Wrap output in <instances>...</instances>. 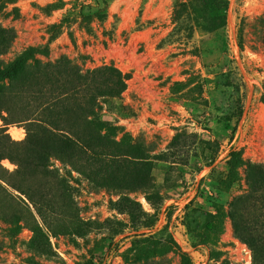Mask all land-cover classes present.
<instances>
[{
	"label": "rangeland",
	"instance_id": "obj_1",
	"mask_svg": "<svg viewBox=\"0 0 264 264\" xmlns=\"http://www.w3.org/2000/svg\"><path fill=\"white\" fill-rule=\"evenodd\" d=\"M0 23L6 61L36 48L128 82L102 102L111 155L7 147L0 264H264V0H0ZM5 117L0 142L24 140Z\"/></svg>",
	"mask_w": 264,
	"mask_h": 264
},
{
	"label": "trees",
	"instance_id": "obj_2",
	"mask_svg": "<svg viewBox=\"0 0 264 264\" xmlns=\"http://www.w3.org/2000/svg\"><path fill=\"white\" fill-rule=\"evenodd\" d=\"M14 38L13 29L0 23V116L6 112L11 122L25 123L27 135L22 141L8 137L0 142L6 144L0 148L1 190H6L4 183L13 184L8 176L11 172L1 163L4 158H12L7 148L10 146L27 147L41 158L57 156L75 166L88 154L100 159L111 155L103 144L107 134L102 130L111 126L103 119L106 114H102V102L121 97L128 85L126 74L115 65L84 70L64 56L42 61L35 57L36 48L6 61L2 56ZM42 51L49 55L48 49ZM101 121L105 122L103 129L94 126ZM6 130V126L0 127L4 137L8 136ZM31 157H23L19 165H44Z\"/></svg>",
	"mask_w": 264,
	"mask_h": 264
},
{
	"label": "bare ground",
	"instance_id": "obj_3",
	"mask_svg": "<svg viewBox=\"0 0 264 264\" xmlns=\"http://www.w3.org/2000/svg\"><path fill=\"white\" fill-rule=\"evenodd\" d=\"M9 132L16 139H20L23 136V129L16 126L10 127Z\"/></svg>",
	"mask_w": 264,
	"mask_h": 264
}]
</instances>
